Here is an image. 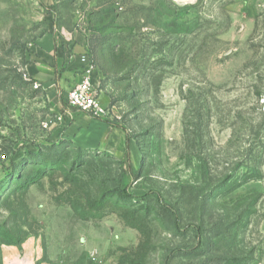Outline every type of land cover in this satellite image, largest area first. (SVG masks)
I'll return each instance as SVG.
<instances>
[{
    "label": "rangeland",
    "instance_id": "1",
    "mask_svg": "<svg viewBox=\"0 0 264 264\" xmlns=\"http://www.w3.org/2000/svg\"><path fill=\"white\" fill-rule=\"evenodd\" d=\"M47 36L88 46L136 159L43 127ZM232 259L264 264V0H0V264Z\"/></svg>",
    "mask_w": 264,
    "mask_h": 264
},
{
    "label": "crops",
    "instance_id": "2",
    "mask_svg": "<svg viewBox=\"0 0 264 264\" xmlns=\"http://www.w3.org/2000/svg\"><path fill=\"white\" fill-rule=\"evenodd\" d=\"M83 52L82 45L60 48L51 36L43 38L34 48V58L27 65L26 71L44 91L54 114L60 113L65 107L68 92L80 79L81 65L78 57ZM62 129V138L76 148H100L118 157L127 154L136 157L134 143L126 140L124 131L103 120L75 112L72 120L66 121Z\"/></svg>",
    "mask_w": 264,
    "mask_h": 264
},
{
    "label": "built area",
    "instance_id": "3",
    "mask_svg": "<svg viewBox=\"0 0 264 264\" xmlns=\"http://www.w3.org/2000/svg\"><path fill=\"white\" fill-rule=\"evenodd\" d=\"M78 60L81 65L80 79L68 92L65 107L60 113L54 114L49 123L43 124L44 128H47L49 124L64 126L66 121L72 120L74 112L96 119L106 114V108L100 103L97 96L93 80L94 67L85 48Z\"/></svg>",
    "mask_w": 264,
    "mask_h": 264
},
{
    "label": "trees",
    "instance_id": "4",
    "mask_svg": "<svg viewBox=\"0 0 264 264\" xmlns=\"http://www.w3.org/2000/svg\"><path fill=\"white\" fill-rule=\"evenodd\" d=\"M84 48L86 49L89 57H91V53H90V50L88 48L87 45L84 46ZM115 194L117 195V197L120 199V200H123V201H127V200H130L132 198V196H130L127 192L125 191H115ZM235 262H238L237 260H229L226 262V264H232V263H235Z\"/></svg>",
    "mask_w": 264,
    "mask_h": 264
}]
</instances>
